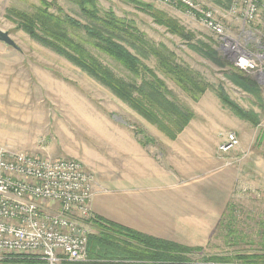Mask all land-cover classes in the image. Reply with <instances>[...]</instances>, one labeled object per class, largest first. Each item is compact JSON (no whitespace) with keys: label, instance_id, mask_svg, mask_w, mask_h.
<instances>
[{"label":"rangeland","instance_id":"374dc122","mask_svg":"<svg viewBox=\"0 0 264 264\" xmlns=\"http://www.w3.org/2000/svg\"><path fill=\"white\" fill-rule=\"evenodd\" d=\"M140 1L151 3L156 9L163 8L164 11L158 10L177 20L197 40L212 44L221 56L230 61L229 56L220 50L216 38L194 17L181 12H170L169 6L159 2ZM38 2L39 0H0V30L8 32L19 48L17 51L0 43V147L48 159L78 160L94 176V184L101 181L109 189L113 176L117 174L112 171L114 153L120 151V148L133 151V146L138 145V140L145 136L149 144L143 147L144 155L152 163L155 162L163 178L176 180L182 188L181 208L184 215H198L196 219L199 221V241L205 242V235L210 236L207 239L209 246L205 245L202 252L190 256L191 262L202 264L203 257L213 254L227 256L261 253L264 250V84L250 76L259 85L260 98L245 93L224 76L228 68L221 69L196 55L183 41L153 24L147 15L138 11L130 2L98 0L102 11L111 8L118 17L133 21L147 38L156 44L166 45L175 53L180 63L199 72L208 84L214 87L222 85L228 97L243 110L253 112L258 121L253 125L250 121L237 118L210 91L219 102L215 106L217 112L212 110L209 119H200L204 114L198 112L193 123L195 127L189 124L184 135L177 142L170 143L168 138L114 97L110 91L63 57L31 40L6 19L9 8L27 10L30 5H37ZM56 2L66 14L81 20L78 9L68 0ZM196 2L214 11L216 18L223 22L228 38L237 41L241 46L253 47V42L241 35L242 31L248 30L241 20L225 17L228 7L226 0ZM91 52L116 75L125 77V73L113 61L94 50ZM144 62L155 68L153 59ZM165 82L178 100L191 109H197L198 105L172 82L167 79ZM214 119L219 121L220 129L224 131L226 125L230 124L232 127L233 122L238 121L235 127L239 130V137L236 133L235 135L239 141L238 146L243 150L239 153L243 159L234 167H228L224 163L215 168L214 172L217 174L222 175L225 170L230 173L231 184H227V189L231 188L232 195L228 193L230 199L224 203L221 202V194L216 193L219 204L215 203V207L227 206L230 210L215 212L218 215L215 228L208 233L206 224L212 213L208 208L211 204L208 197L212 195V192L208 193V182L212 178L209 176H213V170L207 169L202 148L198 156L191 152V144L196 139L190 136V130L192 127L198 128L205 135L207 129L212 130V126L208 128V122H213ZM141 131L143 134L139 133ZM164 142H168L170 147H166ZM134 174L136 175L135 171ZM197 184L199 212L194 211L196 195L193 187ZM192 219L194 220L193 217ZM224 225L228 228L225 229ZM202 230L206 233L201 232ZM88 231L90 234L95 232L89 224ZM193 235L189 234V239H194Z\"/></svg>","mask_w":264,"mask_h":264},{"label":"trees","instance_id":"16d2710c","mask_svg":"<svg viewBox=\"0 0 264 264\" xmlns=\"http://www.w3.org/2000/svg\"><path fill=\"white\" fill-rule=\"evenodd\" d=\"M68 1L78 9L80 21L66 14L56 0H39L37 5H30L27 10L9 8L6 19L31 40L63 57L106 88L170 141L188 127L194 113L167 87L166 79L192 102L196 103L206 91H213L237 118L253 125L258 122L253 112L243 110L228 97L222 85L214 87L208 84L199 72L180 63L166 45L156 44L147 38L133 21L118 17L111 8L102 11L98 0ZM125 1L147 15L153 24L164 28L166 33L183 41L199 57L221 69L228 68L224 76L231 84L260 98L257 82L236 69L212 44L197 40L192 32L151 3ZM226 1L229 7L231 0ZM91 50L113 61L125 77L116 75ZM150 59L155 61V68L145 64L144 61ZM139 133L143 134L142 131ZM138 143L142 147L149 144L145 136ZM88 224L95 230L88 236V264H193L189 257L202 252V248L156 239L98 217H92ZM224 228H228L227 225ZM3 262L38 264L26 259ZM201 262L264 264V250L255 254L207 256Z\"/></svg>","mask_w":264,"mask_h":264},{"label":"built area","instance_id":"2783aa9c","mask_svg":"<svg viewBox=\"0 0 264 264\" xmlns=\"http://www.w3.org/2000/svg\"><path fill=\"white\" fill-rule=\"evenodd\" d=\"M182 9L217 40L239 71L264 84V0H231L225 17L241 20V35L253 47L228 38L214 11L196 0H152ZM260 46H257L259 45ZM218 151L238 146L234 132L224 135ZM94 176L74 159H48L0 147V262L87 263L88 222Z\"/></svg>","mask_w":264,"mask_h":264},{"label":"crops","instance_id":"0c3cea01","mask_svg":"<svg viewBox=\"0 0 264 264\" xmlns=\"http://www.w3.org/2000/svg\"><path fill=\"white\" fill-rule=\"evenodd\" d=\"M168 8L170 12L176 11L184 14L182 9ZM158 9L163 10V8ZM196 104L198 107L196 110L192 108L194 116L189 123L192 126L194 120L197 118V114H199L198 112L204 114L200 119H209L212 110L217 112L215 106L219 102L214 94L206 91ZM233 123L234 126L232 127L230 124L229 126L226 125L224 131L220 129L221 124H219L217 119H214L213 122L209 121L208 128L212 126V130L209 131L207 129L205 135L198 128H193L195 125L190 130V136L196 139L191 144V152L196 153L198 156L202 148L205 153L206 167L208 170H213V176H209L212 177L208 182L209 188L207 187L208 193L212 192V195L208 197V202H211L208 208L212 212L207 220L208 224H206V232L208 233L214 231L217 221L215 219L218 216L215 212H225L229 209L227 206H223L222 208L215 207V203L219 204L217 202L219 198H217L216 193L221 194V202L223 201L224 203L230 199L228 193L232 195L231 188L229 187L227 189V184L230 183V173L225 170L222 171V175L217 174V172H214L216 170L215 168L224 163L228 167H234L243 159V157L239 156V153L243 152L240 146L225 155L220 154L218 151V146L224 141V135L227 132L233 131L237 136L239 135V130L235 127L238 121ZM186 129L187 127L174 141L168 139V142H177L184 135ZM168 142H164L166 147H170ZM114 155L112 171H115L118 175L114 172L116 176H113L109 189L105 187L103 182H95L90 203L92 217H98L129 228L135 232L190 248L209 246L208 243L210 242L207 239L210 236L206 237L205 235V242L199 241V221L196 219L198 215H192V213H186L184 215V212H182L181 186L177 184L176 180L163 178L160 172L161 170L156 167L155 162L153 164L150 158L144 155L143 147L139 143L133 146V151H130V149L124 151V148H120V151L115 152ZM134 171L137 176L134 174ZM193 190L196 195L194 197L196 202L194 211L199 212L197 201L199 196L198 184L193 187ZM184 217L186 218L184 219ZM201 232L206 233L203 230ZM189 234H194V239L192 237L189 239ZM202 236L204 237V235ZM214 255L216 254L211 256Z\"/></svg>","mask_w":264,"mask_h":264},{"label":"water","instance_id":"95a60500","mask_svg":"<svg viewBox=\"0 0 264 264\" xmlns=\"http://www.w3.org/2000/svg\"><path fill=\"white\" fill-rule=\"evenodd\" d=\"M0 43H3L5 45L13 48L14 50L19 51V48L16 46L14 41L10 38L8 32L0 30Z\"/></svg>","mask_w":264,"mask_h":264}]
</instances>
